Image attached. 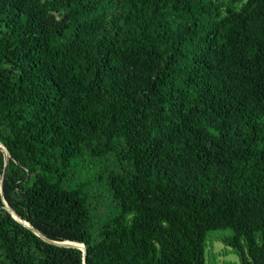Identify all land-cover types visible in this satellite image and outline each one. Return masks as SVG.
I'll use <instances>...</instances> for the list:
<instances>
[{"label": "trees", "instance_id": "1", "mask_svg": "<svg viewBox=\"0 0 264 264\" xmlns=\"http://www.w3.org/2000/svg\"><path fill=\"white\" fill-rule=\"evenodd\" d=\"M240 2L0 0V264H83L3 200L86 264H205L222 230L264 264V0Z\"/></svg>", "mask_w": 264, "mask_h": 264}, {"label": "rangeland", "instance_id": "2", "mask_svg": "<svg viewBox=\"0 0 264 264\" xmlns=\"http://www.w3.org/2000/svg\"><path fill=\"white\" fill-rule=\"evenodd\" d=\"M214 1L221 3V0ZM245 1L246 0H241L240 4L244 3ZM240 4L236 6L237 9ZM0 151L4 154L5 162H7L6 158L8 156L1 146ZM105 162H99L100 164H97L96 167H93L92 169H90V167L86 168L85 171L83 170L79 175V178H81V180H85L86 178H91V175L94 173L103 172L105 169L101 165H108V162ZM89 181L92 182V187L87 188L91 195L90 203L92 207V213L97 216L103 214L108 216L112 214L113 210H111V205L107 196L102 194L100 190L98 191L101 183H98L96 180L94 181L93 178H91ZM231 235V232L228 230L212 231L208 233L205 243V264H240L238 254L232 248L228 247L224 242L226 239L231 237Z\"/></svg>", "mask_w": 264, "mask_h": 264}, {"label": "water", "instance_id": "3", "mask_svg": "<svg viewBox=\"0 0 264 264\" xmlns=\"http://www.w3.org/2000/svg\"><path fill=\"white\" fill-rule=\"evenodd\" d=\"M3 147V149L5 150V152L8 155V160H10V155L8 153V151L5 149V147L3 145H1ZM16 222H18L19 224L23 225L25 228H28L30 231H32L33 233H35L37 236H39L42 240H44L45 242L58 247V248H63V249H76L78 251H80L82 253V257H83V264H86V250L83 244H78V243H74V242H55V241H50L48 239H46L45 237H43L42 235H40L38 232H36L29 224H27L26 222L22 221L5 203V201L3 200V207H2ZM77 245H81L83 248L82 250H79L78 247H76Z\"/></svg>", "mask_w": 264, "mask_h": 264}, {"label": "bare ground", "instance_id": "4", "mask_svg": "<svg viewBox=\"0 0 264 264\" xmlns=\"http://www.w3.org/2000/svg\"><path fill=\"white\" fill-rule=\"evenodd\" d=\"M0 146H1V144H0ZM1 148L3 149V147H2V146H1ZM3 150H4V149H3ZM4 151H5V150H4ZM5 153H6V152H5ZM6 154H7V153H6ZM76 247H78V248H79V250H82V248H83L81 245H77V244H76Z\"/></svg>", "mask_w": 264, "mask_h": 264}]
</instances>
